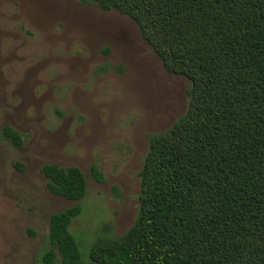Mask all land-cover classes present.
I'll return each instance as SVG.
<instances>
[{"label":"trees","instance_id":"obj_1","mask_svg":"<svg viewBox=\"0 0 264 264\" xmlns=\"http://www.w3.org/2000/svg\"><path fill=\"white\" fill-rule=\"evenodd\" d=\"M80 1L132 18L164 67L189 79L188 105L149 136L126 231L98 235L85 256L72 204L50 213L42 264H264V0ZM2 133L22 144L10 125ZM41 171L51 193L85 196L78 166Z\"/></svg>","mask_w":264,"mask_h":264},{"label":"rangeland","instance_id":"obj_2","mask_svg":"<svg viewBox=\"0 0 264 264\" xmlns=\"http://www.w3.org/2000/svg\"><path fill=\"white\" fill-rule=\"evenodd\" d=\"M189 86L126 14L80 0H0V264H42L50 213L75 203L70 229L85 256L98 235L124 233L149 136L185 112ZM44 163L81 168L85 196L51 193Z\"/></svg>","mask_w":264,"mask_h":264}]
</instances>
